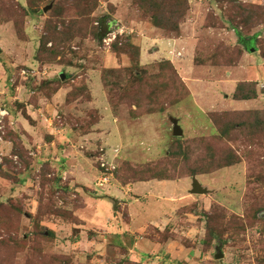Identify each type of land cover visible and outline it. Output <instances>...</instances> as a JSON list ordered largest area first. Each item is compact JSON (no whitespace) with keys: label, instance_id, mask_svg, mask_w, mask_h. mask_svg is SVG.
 <instances>
[{"label":"rangeland","instance_id":"374dc122","mask_svg":"<svg viewBox=\"0 0 264 264\" xmlns=\"http://www.w3.org/2000/svg\"><path fill=\"white\" fill-rule=\"evenodd\" d=\"M109 2L0 0V108L9 113L0 144V259L11 234L22 244L6 264H136L88 241L79 244L81 230L109 226L114 218L106 194L96 191L97 169L111 156L118 170L105 192L115 184L183 182L184 192L140 186L138 193L152 197V211L160 203L176 209L163 232L149 229L139 239L175 241L172 250L192 251L189 264H264V127L253 135L255 118L248 114L260 112L264 121V0H188L185 14L172 20L178 33L157 28L139 0H125L120 18ZM134 22L177 40L176 50L159 48L162 55L142 65L134 40L142 29ZM118 27L125 33L107 46L108 31ZM237 32L256 38L255 54ZM150 48L148 54L156 53ZM111 58L119 67H111ZM249 70L260 81H249ZM241 84L255 86V108L235 99ZM111 94L143 103L128 99L113 107ZM171 118L179 120L182 137L173 135ZM234 153L235 165H213ZM72 160L96 176L72 183L73 174H66ZM194 179L207 194H192ZM118 190L111 192L129 203ZM82 194L94 203L90 211ZM96 195L99 200L90 198ZM161 198L189 202L177 210L181 204ZM120 210L125 216V206Z\"/></svg>","mask_w":264,"mask_h":264},{"label":"crops","instance_id":"0c3cea01","mask_svg":"<svg viewBox=\"0 0 264 264\" xmlns=\"http://www.w3.org/2000/svg\"><path fill=\"white\" fill-rule=\"evenodd\" d=\"M109 3L113 4L115 7L118 8V11L116 12L115 16L120 18L121 13L124 11L125 0H110ZM134 25H138L142 29V32L139 35V37L138 38L136 37L134 39L135 42L138 43L139 47L141 48L140 60H141L142 65H146L145 63H146V60L149 59L148 57L152 59V58L161 56L162 51H160L159 48L169 49V50L171 49V51L176 50L175 47L179 44V43L177 44L178 42L177 40L161 39L160 36L155 35L154 30L149 28L147 24H139L137 22H134ZM150 47H154L157 50L156 53L152 55L148 54L149 53L148 51L152 49ZM248 52L249 54L256 53V51L255 52L248 51ZM110 63H111V67H119V60L111 58ZM123 63L125 66L129 65V61H127L126 59L123 60ZM245 75L246 77L248 76L251 77L249 81H254V82L260 81V75L255 74L254 72H251L250 70L249 72L246 71ZM241 81H245V79H242ZM263 81H264V78H263ZM260 84L262 85L264 84V82ZM261 95L263 96L264 94L262 93ZM239 102H254V105L252 107L255 108V103L257 101L253 100V101H239ZM172 119H175V118H171L170 121ZM97 137H101V134L97 133ZM101 139H104V138L102 137ZM104 156L105 158H107V155H104ZM110 157L111 156H109V158L105 160L110 163L116 164V160L114 158L111 159ZM65 158H67V156L63 157L64 160ZM75 163L76 162H73V164L71 165L72 168L69 169L68 172H66L67 175H69L70 173L73 174L71 178L73 180L72 183L86 184L96 176L95 173L88 168H83V167L79 169L75 168V165L77 164ZM97 170L96 171H97V175H98L97 179H98V177L100 178L101 174H100L99 169ZM120 185L121 184L119 185L115 184L114 187H111L112 189H108V192L104 193L106 194V196H103V199H107L110 202L109 204L111 205L115 213L113 214L114 218L110 217L108 220L110 222L109 226L105 225V223H101V225H94L93 223H91L92 230H90L89 233H87L84 230H81L80 232L81 241H79V244L83 243L84 241H88V243L98 245L101 249L107 252V254L108 253L121 254L120 255L121 258L130 256L131 261L137 264H148V262L151 259H155L156 261H158L159 264H169L171 261H174L175 259H179L180 261H183V262L186 261L187 264H189L190 258L191 257L193 258L192 251L187 249V252L183 253L181 252V250L180 251L172 250V249H176L177 244H175L176 243L175 241H171V242L161 241V240L156 239V237L152 239L151 237L150 238L143 237L142 239H139L141 237H138L136 235V234H141V233L143 234L147 232L149 229H154L157 233L163 232L162 230H164V227L166 228L168 226V223H170V221L174 218V213L176 209V207L174 209L163 208L165 203H160L158 207L155 205V209H153L152 211L151 209H149V207L154 206L151 204V201H150L152 197H150L148 194H142L140 192L138 193L140 186H146L150 188L151 186H155L156 187L155 190H157L158 188L157 192H160L161 190H167L169 188L171 189L178 188L179 191L184 192L183 190L180 189V186L182 187L183 182L179 184L176 181L152 180V181L125 184L123 186H120ZM192 186H193V183H192ZM117 188L119 189L118 191L125 190V192L123 193L125 197L124 202L126 201L129 202V203H126V205L122 203L123 200L121 198L123 197H121L122 195L120 192H111L113 191V189H117ZM111 193L114 195H112V197H109L108 195ZM117 193L119 194V196L117 195ZM161 194L162 193H160V195ZM81 198H82V201L85 203V205H87V207H90L88 208L90 211L91 208L94 207V203H90L89 198H83V194ZM90 198L93 200L100 199L97 195L95 197H90ZM173 198L176 199L177 196H172V199ZM172 199L171 198H161L160 201L181 204L179 205V207H177V210L180 208V206L186 205V203L189 202V200H187L186 202V199L180 200V201L179 200L171 201ZM121 206H125V209H127L125 216L123 213H121V210H120ZM162 208L164 209L163 211H161ZM75 214L78 217L80 223H82L83 220L81 219L80 214H78V211L75 212ZM89 220L91 222V216L89 217ZM97 221L99 223L101 222L99 218L97 219ZM88 234H89V237H87ZM90 234L92 235V238H90ZM126 240H128L129 242L126 243ZM132 254H135V255L133 256ZM138 257H142V258L139 260ZM150 264H153V262Z\"/></svg>","mask_w":264,"mask_h":264},{"label":"trees","instance_id":"16d2710c","mask_svg":"<svg viewBox=\"0 0 264 264\" xmlns=\"http://www.w3.org/2000/svg\"><path fill=\"white\" fill-rule=\"evenodd\" d=\"M17 1V0H15ZM141 3H143V8L145 9L146 13L149 14L152 18V21L154 25L157 28L167 30V31H173L178 33L180 31V27L178 24L174 25L172 23V20L176 18V16H183L186 12L187 9V2L188 0H139ZM167 6V7H166ZM105 20L102 21V25H105L104 22ZM104 32V31H102ZM237 37L239 40V43L247 50L251 51L252 48H255V37L254 38H246L244 37L240 32H237ZM256 49V48H255ZM41 53V52H40ZM137 55L140 56V51L137 49ZM118 89V86L115 85V90ZM257 98V92L255 89V86L252 85L250 86L249 84H241L238 86L237 92L235 94V99L236 100H241V101H250ZM134 100V97H130L129 95H119V96H114L110 95V100L112 101L113 107H116L117 105L123 103L126 100ZM151 97L147 99V101H150ZM134 101H137L135 99ZM137 105L141 106L143 101L138 100ZM151 105V104H149ZM148 109H151V106L147 107ZM150 112H153V110H149ZM251 115V117L255 118V121L253 125H251V129L253 130V135L256 133L258 128L264 127V121L260 119V116H262V113L260 112H252L248 113ZM215 124L218 125V119L215 118L214 120ZM239 126L241 128L247 127L248 124L246 123H239ZM233 127V126H232ZM230 131L226 133V135H229ZM230 153V152H229ZM228 153V154H229ZM214 159L216 156H213ZM220 159H225L220 158ZM239 160L238 156L234 153L230 156H227L226 160H214L213 165L217 166V169H221L224 167H230L232 165H235L237 161ZM200 173H208L207 171H203ZM197 174V173H196ZM164 234V233H163ZM162 234V235H163ZM10 247L5 250V259L1 258L0 259V264H6L4 260L7 262H10V260L13 261L15 258L18 249L21 246V241L19 239H16L12 237L10 234ZM162 241H166L164 239H161ZM137 264V263H136Z\"/></svg>","mask_w":264,"mask_h":264},{"label":"built area","instance_id":"2783aa9c","mask_svg":"<svg viewBox=\"0 0 264 264\" xmlns=\"http://www.w3.org/2000/svg\"><path fill=\"white\" fill-rule=\"evenodd\" d=\"M119 26V25H116ZM118 33H125V28L124 27H118L111 32L108 31V34L106 35V38L104 39V42L107 46H111V44L117 39V34ZM260 89L264 91V84L260 86ZM9 115L7 110L1 109L0 108V144L4 142V120L5 118ZM118 152V151H117ZM118 170V166L114 163H110L106 161L105 159L101 160L100 163V178L97 181V186H96V191L97 193H105L104 190H107V187L111 186L112 182L115 180L116 177V172Z\"/></svg>","mask_w":264,"mask_h":264},{"label":"water","instance_id":"95a60500","mask_svg":"<svg viewBox=\"0 0 264 264\" xmlns=\"http://www.w3.org/2000/svg\"><path fill=\"white\" fill-rule=\"evenodd\" d=\"M49 9L50 8H47L45 11H48ZM255 51H256L255 48H252L251 49V52H255ZM61 78L63 80H65V76L64 75H62ZM171 121H172L173 126H174V128H173V135L175 137H177V138L182 137L183 136V130L180 127L178 120L172 119ZM192 187H193V189H192L191 192L194 195H205V194L208 193V191L206 189L202 188V186L199 184V182L196 179H194L193 186ZM216 258L218 260L219 259H222V258H224V254L221 253V252H219V254L216 256Z\"/></svg>","mask_w":264,"mask_h":264}]
</instances>
